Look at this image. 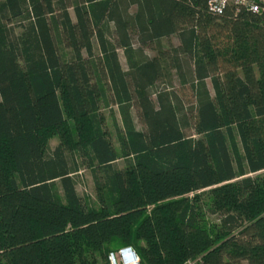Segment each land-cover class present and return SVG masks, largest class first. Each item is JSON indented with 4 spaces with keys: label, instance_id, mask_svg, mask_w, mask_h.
Here are the masks:
<instances>
[{
    "label": "trees",
    "instance_id": "obj_1",
    "mask_svg": "<svg viewBox=\"0 0 264 264\" xmlns=\"http://www.w3.org/2000/svg\"><path fill=\"white\" fill-rule=\"evenodd\" d=\"M49 129L59 142L45 150ZM83 162L100 207L77 193ZM261 170L264 11L215 13L208 0H0L5 264H109L117 242L142 264H264V181L251 175ZM204 189L220 214L216 232L188 196Z\"/></svg>",
    "mask_w": 264,
    "mask_h": 264
},
{
    "label": "rangeland",
    "instance_id": "obj_2",
    "mask_svg": "<svg viewBox=\"0 0 264 264\" xmlns=\"http://www.w3.org/2000/svg\"><path fill=\"white\" fill-rule=\"evenodd\" d=\"M171 41L176 42V37L172 36L171 37ZM160 44L163 47L167 46V40L165 38L160 39ZM145 52L148 54H154L155 52L152 50H148L145 49ZM119 53V58L121 59V64L123 66L126 65V61L124 58V54L122 50H118ZM166 70V78H167V82L169 85H173V87L178 88L179 87V79L177 77V75L175 74V72L171 69H168L167 67L165 68ZM208 82V86L210 87V81L207 80ZM116 111V110H115ZM102 114L104 116V121L105 124L107 126V129L110 132V138L113 141V143L115 145H117V140H116V136L114 133V129L112 126V115L109 109H102ZM116 117L117 120H119L118 114L116 112ZM66 129H68V131L70 130V125H72V121L69 118H66V123H65ZM136 124L138 127H140V124L136 121ZM70 132V131H69ZM40 137H41V143L43 145V148L46 149H52L53 147H55L58 144V137L57 134L55 133V131L53 129H49V130H45V131H41L40 133ZM123 161L119 160L117 162L118 166H122ZM253 177L257 178L260 183H263L264 181V170H261L259 172L256 173H252L251 174ZM75 179H76V190L78 195L80 196L79 198H81V201L83 204L89 203L92 204V207H100L101 204L99 202V199L97 197V191L95 188V183H94V179L92 176V172H91V168H89L84 162L81 164L80 170L76 173L75 175ZM190 198H195L198 197V199H196L197 201V205L199 208V214L200 217L202 218V221L204 222V224L211 230V232H216L217 226H218V218L220 217V214L218 212H213L212 210H210L209 208L211 207V196L208 192V189H204V190H200L194 193H189ZM88 204V205H89ZM91 206V205H90ZM149 209V208H148ZM123 244L121 243H112L109 244L107 249L109 250H115L117 248H119L120 246H122ZM0 264H5L3 260H0Z\"/></svg>",
    "mask_w": 264,
    "mask_h": 264
},
{
    "label": "built area",
    "instance_id": "obj_3",
    "mask_svg": "<svg viewBox=\"0 0 264 264\" xmlns=\"http://www.w3.org/2000/svg\"><path fill=\"white\" fill-rule=\"evenodd\" d=\"M228 4L241 5L254 12L264 11V0H208L209 9L220 13ZM109 264H142L140 255L133 246L122 245L107 254ZM182 264H202L200 257L188 258Z\"/></svg>",
    "mask_w": 264,
    "mask_h": 264
}]
</instances>
